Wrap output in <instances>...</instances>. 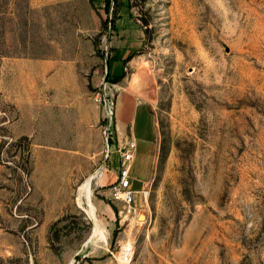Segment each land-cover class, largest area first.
I'll use <instances>...</instances> for the list:
<instances>
[{"label": "rangeland", "instance_id": "obj_1", "mask_svg": "<svg viewBox=\"0 0 264 264\" xmlns=\"http://www.w3.org/2000/svg\"><path fill=\"white\" fill-rule=\"evenodd\" d=\"M106 1L0 0V264H264V0ZM125 94L155 132L130 217Z\"/></svg>", "mask_w": 264, "mask_h": 264}, {"label": "built area", "instance_id": "obj_2", "mask_svg": "<svg viewBox=\"0 0 264 264\" xmlns=\"http://www.w3.org/2000/svg\"><path fill=\"white\" fill-rule=\"evenodd\" d=\"M107 88V84H105L101 92L96 94L95 101L98 104H104L106 108L108 124L105 129V134H107L108 143V133L111 131L113 126L116 107L115 103L110 99ZM107 145L108 148L105 161L110 157L109 144ZM117 152L120 153L119 175L115 182L108 185L109 196L114 203L121 205L124 215L126 217H130L136 214L138 210L137 191L133 188L131 176L132 166L137 153V144L135 141H130L129 143H126L124 147L119 148V151L117 150ZM100 177L102 178L103 174H101Z\"/></svg>", "mask_w": 264, "mask_h": 264}, {"label": "crops", "instance_id": "obj_3", "mask_svg": "<svg viewBox=\"0 0 264 264\" xmlns=\"http://www.w3.org/2000/svg\"><path fill=\"white\" fill-rule=\"evenodd\" d=\"M126 43L124 45H116L118 50H120L119 46L126 47ZM123 59H126L127 56H123ZM139 101L134 97L129 95H123L118 99L117 103V111H118V121L121 126H130L131 133L136 138L134 139L137 144L138 151V141H145L146 143H150L154 141L155 132L149 121H146L145 117H142L141 111L143 108L139 105ZM137 156V153H136ZM136 158V157H135ZM103 178V177H102ZM101 187L106 185L102 184Z\"/></svg>", "mask_w": 264, "mask_h": 264}, {"label": "bare ground", "instance_id": "obj_4", "mask_svg": "<svg viewBox=\"0 0 264 264\" xmlns=\"http://www.w3.org/2000/svg\"><path fill=\"white\" fill-rule=\"evenodd\" d=\"M96 177V174L92 177L88 178L84 185L80 188V197L82 199L84 208L91 212L93 215H96V206L93 204L91 200L92 196V181Z\"/></svg>", "mask_w": 264, "mask_h": 264}, {"label": "trees", "instance_id": "obj_5", "mask_svg": "<svg viewBox=\"0 0 264 264\" xmlns=\"http://www.w3.org/2000/svg\"><path fill=\"white\" fill-rule=\"evenodd\" d=\"M110 5H111V1L107 0L106 1V10L110 9ZM144 30L148 34V21H146V20L144 21ZM128 60H130V59H128ZM120 80H121V76L120 77H116L115 80H114V83L119 82Z\"/></svg>", "mask_w": 264, "mask_h": 264}]
</instances>
